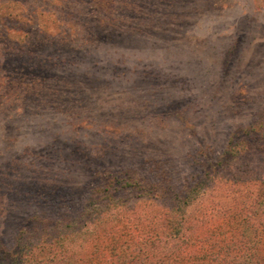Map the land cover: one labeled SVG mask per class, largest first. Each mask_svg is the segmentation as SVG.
Listing matches in <instances>:
<instances>
[{
	"label": "rangeland",
	"instance_id": "obj_1",
	"mask_svg": "<svg viewBox=\"0 0 264 264\" xmlns=\"http://www.w3.org/2000/svg\"><path fill=\"white\" fill-rule=\"evenodd\" d=\"M129 176L191 222L252 198L264 0H0V263L22 226L76 218L94 191L150 210Z\"/></svg>",
	"mask_w": 264,
	"mask_h": 264
},
{
	"label": "trees",
	"instance_id": "obj_2",
	"mask_svg": "<svg viewBox=\"0 0 264 264\" xmlns=\"http://www.w3.org/2000/svg\"><path fill=\"white\" fill-rule=\"evenodd\" d=\"M35 53L38 63L47 62L39 47ZM230 152L227 147L225 154ZM257 179L252 198L240 207L225 205L222 212L211 208L191 222L169 188L141 185L129 176L124 187L141 194L136 203L150 210L129 217L124 212L128 201L116 195L118 189L94 191L76 218L53 221L50 229L47 224L31 228L30 233L31 225L22 226L10 264H264V176ZM112 181L108 179L106 188ZM169 191L166 206L161 202ZM74 244L80 245L78 252L68 249Z\"/></svg>",
	"mask_w": 264,
	"mask_h": 264
}]
</instances>
